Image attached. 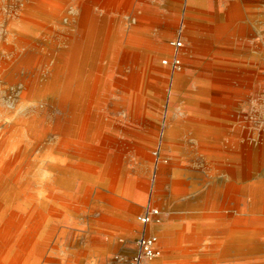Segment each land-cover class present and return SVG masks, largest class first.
<instances>
[{
    "label": "rangeland",
    "instance_id": "obj_1",
    "mask_svg": "<svg viewBox=\"0 0 264 264\" xmlns=\"http://www.w3.org/2000/svg\"><path fill=\"white\" fill-rule=\"evenodd\" d=\"M0 135V264H264V0H0Z\"/></svg>",
    "mask_w": 264,
    "mask_h": 264
},
{
    "label": "built area",
    "instance_id": "obj_2",
    "mask_svg": "<svg viewBox=\"0 0 264 264\" xmlns=\"http://www.w3.org/2000/svg\"><path fill=\"white\" fill-rule=\"evenodd\" d=\"M175 66L180 65L175 60ZM142 224H149L153 221H160V209L149 206L143 214L139 216ZM138 252L127 259H118L111 261L109 264H153L151 260L162 255V247L159 237L156 234H142L137 238Z\"/></svg>",
    "mask_w": 264,
    "mask_h": 264
},
{
    "label": "crops",
    "instance_id": "obj_3",
    "mask_svg": "<svg viewBox=\"0 0 264 264\" xmlns=\"http://www.w3.org/2000/svg\"><path fill=\"white\" fill-rule=\"evenodd\" d=\"M231 26H232L231 23L223 24L219 29L220 36L221 37L228 36L229 35L228 32L230 31L229 29H231ZM141 43H143V42H141ZM154 57L156 58L155 54H154ZM215 123H216V121H213V122H210V121L200 122L199 121V124H202V125H214ZM122 184H123L122 182H119L118 186L122 185ZM129 184H131V183H129ZM129 184L126 183L125 185L131 193L133 186H129ZM235 235L238 237L237 232L235 233ZM17 250H18L17 252H20L21 254H24V252H25L24 250H22V251H20L19 249H17ZM218 252L220 253V258L222 260L226 259V264H237L238 256H237L236 248H220V250Z\"/></svg>",
    "mask_w": 264,
    "mask_h": 264
},
{
    "label": "bare ground",
    "instance_id": "obj_4",
    "mask_svg": "<svg viewBox=\"0 0 264 264\" xmlns=\"http://www.w3.org/2000/svg\"><path fill=\"white\" fill-rule=\"evenodd\" d=\"M38 5V4H37ZM40 6V5H39ZM24 17V16H23ZM26 19V18H25ZM29 19V18H28ZM25 23V22H24ZM28 23V22H27ZM26 23V24H27ZM40 23V22H39ZM43 23V22H42ZM33 26V25H32ZM38 26V25H37ZM44 27V26H43ZM36 29V28H35ZM43 31V30H42ZM24 34V33H23ZM24 39V38H23ZM22 42H24V41H22ZM29 42V41H28ZM31 42V41H30ZM18 46V45H17ZM178 46L179 47H181L182 46V44L181 43H178ZM12 48V47H11ZM72 48V47H71ZM4 49V48H3ZM5 50V49H4ZM11 50V49H10ZM71 51V50H70ZM7 52V51H6ZM6 54V53H5ZM8 54V53H7ZM4 55V54H3ZM6 56V55H5ZM8 56V55H7ZM175 56V55H174ZM174 56L172 57V58H170V59H164L163 60V64H165V65H171V64H173L174 63V61L175 60H177V61H179V63H180V59L178 58V57H176V59L174 60L173 58H174ZM11 57V56H10ZM10 57H8V58H10ZM2 137H3V135H0V139L2 140ZM0 140V141H1ZM1 154V153H0ZM2 185H3V179L0 177V189H1V187H2ZM263 195V194H262ZM249 199V198H248ZM256 199L258 200V201H260L261 200V198L259 197H256ZM263 199V198H262ZM263 201V200H262Z\"/></svg>",
    "mask_w": 264,
    "mask_h": 264
}]
</instances>
